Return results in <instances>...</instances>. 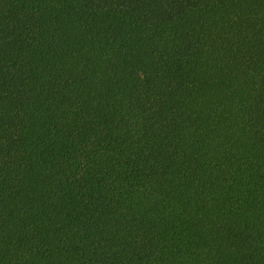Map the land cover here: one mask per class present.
<instances>
[{"label": "trees", "instance_id": "1", "mask_svg": "<svg viewBox=\"0 0 264 264\" xmlns=\"http://www.w3.org/2000/svg\"><path fill=\"white\" fill-rule=\"evenodd\" d=\"M0 264H264V0H0Z\"/></svg>", "mask_w": 264, "mask_h": 264}]
</instances>
